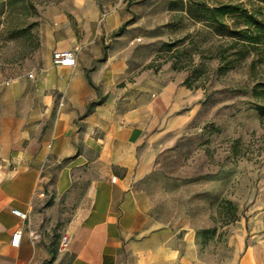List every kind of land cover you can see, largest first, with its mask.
I'll list each match as a JSON object with an SVG mask.
<instances>
[{"label":"crops","instance_id":"0c3cea01","mask_svg":"<svg viewBox=\"0 0 264 264\" xmlns=\"http://www.w3.org/2000/svg\"><path fill=\"white\" fill-rule=\"evenodd\" d=\"M151 7H44L38 49L19 74L0 77V264H214L189 221L160 218L140 188L154 140L185 127L198 102L185 78L149 68L170 37V24L150 27L136 11ZM67 50L76 65H55L54 51ZM64 234L71 242L60 250ZM255 249L244 245L226 264H264Z\"/></svg>","mask_w":264,"mask_h":264},{"label":"rangeland","instance_id":"374dc122","mask_svg":"<svg viewBox=\"0 0 264 264\" xmlns=\"http://www.w3.org/2000/svg\"><path fill=\"white\" fill-rule=\"evenodd\" d=\"M62 1H19L9 16L6 0H0V77H14L26 68L39 47L41 11ZM152 1L153 7L137 8V13L149 14L144 23L150 27L170 24L169 41L178 44V50L158 53L155 66L173 70L175 63L179 70L173 71L185 80L189 78L198 102L185 127L164 131L154 140L157 158L140 188L160 218L174 221L185 217L189 221L198 233L205 257L214 264H226L244 245L256 247L263 256L264 119L255 106L264 104V96L256 98L253 88L264 81V66L257 65L252 70L251 57L227 73H220L218 51L230 42L210 23L197 19L198 12L189 15L181 9L189 2H205L209 7L238 4L259 14L264 3ZM24 18L32 24L34 38L21 30ZM242 21L227 19L230 28L235 27L234 22ZM34 47L35 52L25 57Z\"/></svg>","mask_w":264,"mask_h":264},{"label":"trees","instance_id":"16d2710c","mask_svg":"<svg viewBox=\"0 0 264 264\" xmlns=\"http://www.w3.org/2000/svg\"><path fill=\"white\" fill-rule=\"evenodd\" d=\"M19 1L25 0H6L5 6L7 7V15H11V9ZM264 3V0H260ZM33 7V5H31ZM184 13L193 15L198 12L197 19L203 22H208L214 26V30L222 33L224 39L229 41V45L222 46L218 51V57L220 60L219 72L222 74L227 73L229 70L237 67L241 62L252 59L251 69L255 70L257 65L264 66V10L257 13H252L238 4H220L215 7H209L205 2H189L186 6L183 5L181 9ZM40 17V16H39ZM228 17H235V22L238 19L243 20L242 24L235 22L234 28H230L227 23ZM240 25V26H239ZM32 24L28 23L27 18H24L21 30L28 32L32 38L34 35L31 32ZM127 25H123L118 31L120 34ZM226 30V31H225ZM38 47V46H37ZM36 47L27 55H32L35 52ZM178 50L177 42H164L158 51V53H167ZM171 61V60H170ZM168 60H165V63ZM149 68L158 71L160 66H155V62L149 65ZM173 70H179V67L173 63ZM184 84L191 89L189 85V78H187ZM253 95L256 98L264 96V81L257 83L253 88ZM95 105L92 103L89 106V110ZM260 118L264 119V104L257 103L255 106ZM54 258V257H53Z\"/></svg>","mask_w":264,"mask_h":264},{"label":"built area","instance_id":"2783aa9c","mask_svg":"<svg viewBox=\"0 0 264 264\" xmlns=\"http://www.w3.org/2000/svg\"><path fill=\"white\" fill-rule=\"evenodd\" d=\"M141 41V38H138ZM53 63L55 65L73 67L76 65V53L72 50L67 51H54L53 53ZM32 77V75H29ZM41 196H44L42 193ZM13 214L20 217L21 219H26L27 214L19 210H13ZM23 233L21 229L16 230L12 235V246L18 247L21 243ZM71 237L68 234H64L60 241V250H67L70 246Z\"/></svg>","mask_w":264,"mask_h":264}]
</instances>
